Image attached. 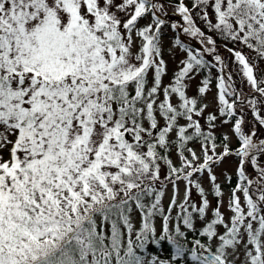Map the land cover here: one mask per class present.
<instances>
[{"label":"snow or ice","instance_id":"1","mask_svg":"<svg viewBox=\"0 0 264 264\" xmlns=\"http://www.w3.org/2000/svg\"><path fill=\"white\" fill-rule=\"evenodd\" d=\"M0 264H264V0H0Z\"/></svg>","mask_w":264,"mask_h":264}]
</instances>
